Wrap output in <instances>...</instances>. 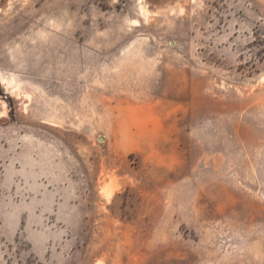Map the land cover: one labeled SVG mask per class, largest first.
Masks as SVG:
<instances>
[{"label": "rangeland", "instance_id": "374dc122", "mask_svg": "<svg viewBox=\"0 0 264 264\" xmlns=\"http://www.w3.org/2000/svg\"><path fill=\"white\" fill-rule=\"evenodd\" d=\"M0 264H264V0H0Z\"/></svg>", "mask_w": 264, "mask_h": 264}, {"label": "bare ground", "instance_id": "6f19581e", "mask_svg": "<svg viewBox=\"0 0 264 264\" xmlns=\"http://www.w3.org/2000/svg\"><path fill=\"white\" fill-rule=\"evenodd\" d=\"M107 189H109V188H107ZM109 190H111V189H109ZM109 190H108V191H109ZM103 191H104V190H103ZM106 193H107V191H106Z\"/></svg>", "mask_w": 264, "mask_h": 264}]
</instances>
